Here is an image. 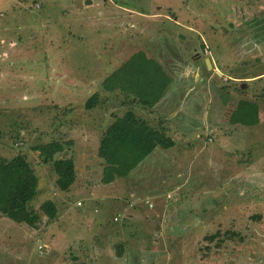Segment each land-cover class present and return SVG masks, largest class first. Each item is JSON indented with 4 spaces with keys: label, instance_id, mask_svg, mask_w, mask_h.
I'll return each instance as SVG.
<instances>
[{
    "label": "rangeland",
    "instance_id": "rangeland-1",
    "mask_svg": "<svg viewBox=\"0 0 264 264\" xmlns=\"http://www.w3.org/2000/svg\"><path fill=\"white\" fill-rule=\"evenodd\" d=\"M137 51L172 73L170 88L183 99L177 118L185 117L175 144L190 137L194 148L185 147L190 156L177 157V166L152 165L158 171L151 183H159L151 189L154 195L141 192V203L134 199L132 207L125 195L106 205L117 188L99 183L97 132L103 124L94 123L96 114L114 110L117 97L101 82ZM259 72L264 0H0V156H26L38 176L35 210L41 213L47 199L57 206L55 218L41 214L35 227L0 214V264H63L70 255L78 256L74 264H104L100 254L118 249L132 264H264ZM94 91L99 102L87 110ZM166 92L153 94L147 108L157 107ZM117 94L121 100L127 93ZM240 99L254 100L257 110L233 124L230 116ZM133 104L138 113L141 105ZM66 109L73 113L66 116ZM124 109L120 103L117 110ZM213 113L219 114L215 122ZM201 119L218 128L210 132L212 141L201 131L199 154L192 140ZM76 128L86 138L80 133L78 139ZM53 139L64 144L56 156L74 161L76 179L68 191L55 187L51 165L32 149ZM145 196L153 207L144 204ZM124 209L133 217L113 221Z\"/></svg>",
    "mask_w": 264,
    "mask_h": 264
},
{
    "label": "trees",
    "instance_id": "trees-1",
    "mask_svg": "<svg viewBox=\"0 0 264 264\" xmlns=\"http://www.w3.org/2000/svg\"><path fill=\"white\" fill-rule=\"evenodd\" d=\"M171 74L162 68L160 62L137 51L108 74L102 80L101 87L106 92H114L115 88H118L131 95L136 94L132 101L137 100L143 107H149L153 102V94L158 93L159 96L163 94L171 82ZM152 88L156 90L152 91ZM98 100L97 91L92 92L85 101V108L87 110L94 108ZM255 110L257 104L254 100L240 99L230 116V122L233 124H241L242 120L246 122ZM70 111L72 110L66 109V116ZM166 132L165 128L158 130L150 127L144 119L134 113L133 109H128L121 117L116 118L107 126L99 140L97 156L104 163L102 181L107 183L114 177L127 176L157 146L164 149L173 146L174 142L167 137ZM67 143L71 144L72 140H68ZM32 149L38 152L43 162L51 165L56 176L55 187L60 191H68L76 179V170L71 157L56 156L64 151V144L58 139H53L32 145ZM37 185L38 176L23 153H17L10 158L0 156L2 216L31 227L37 225L41 214L48 219L55 218L57 206L54 201L50 199L43 201L39 208L41 213L31 206V201L37 194ZM214 237L216 234L207 236L210 240ZM115 254L122 257L125 253L118 249ZM139 261L145 263L144 258H140ZM148 263L151 264V260L148 259Z\"/></svg>",
    "mask_w": 264,
    "mask_h": 264
},
{
    "label": "crops",
    "instance_id": "crops-1",
    "mask_svg": "<svg viewBox=\"0 0 264 264\" xmlns=\"http://www.w3.org/2000/svg\"><path fill=\"white\" fill-rule=\"evenodd\" d=\"M166 72L169 73V70ZM262 74H264V72H259L256 77H260V76H262ZM171 78H173V77H171ZM170 86H171V82L167 86V92L162 97V100L157 102V107L155 106L156 108L152 107V109L149 110V108L143 107L141 105L140 111L141 110H143V111L140 112L137 110L138 113L134 109L136 107V105L133 104V102L136 104H139L137 102V100L132 102L131 99L127 98V96L130 93L123 95V98L121 100H119L118 99L119 94H117V92H125V91H121L118 88H115L114 92H110V93H113L117 97V99L119 100L118 101L117 99H115L116 105L113 104L114 110L112 111L109 109H105L104 111H102V115L96 114L97 121L94 123V127L99 123L103 124V129H102V127L101 128L98 127L97 147L96 148H98L101 134L105 131L107 126L110 125L116 118L121 117L128 109H133L134 113L138 117L144 119L150 126H154L153 124H151L154 121L156 124L157 123H163L164 125H159L158 127L164 126V128L167 130V132H166L167 136H169L174 142L173 146H171L169 148H165V149L163 148L164 150L160 149V148H156L147 157H145L138 164V166L135 167L127 176H125V177H114V179H112L110 182H107V183H104L102 181V171H103V165H104L103 160L97 156L98 157L99 172H100L99 183L104 188H110V187L117 188L116 191L113 192L112 195H109L110 200H109V198H108V200H104L106 205H110L108 201H114L115 198H119L122 195H125V197H128L130 199L129 205H130V203H132L129 207H132L135 205L134 201L139 200V202H140V199H143L140 197L141 192H147L148 194H150V196L154 195L153 191H151V189L158 188V186H156V185L159 183H157V184L151 183V179H150L151 175L154 176V173L156 171H158V170H156L157 168L152 167V165H157V164L165 165V163H167L168 165L173 164L172 166H177V164H178V158L177 157L182 156V161H185V157L190 156L184 150L186 146H187V149L194 148V143L192 144L190 137L189 138L185 137L186 143L184 141L181 144H178V145L175 144V139L179 141L180 137H178V136L183 135L179 131L180 127L178 126V124H180V122L184 123L185 117L177 118V115L181 109V104L183 102V99L180 98L179 96H176L174 89L170 88ZM120 103H122V106L125 107V109L123 111L119 112L117 109H119ZM88 110H91V109H88ZM199 112H201V111H199ZM72 113H73V111H70V113H68V115L72 114ZM83 113H84V115L87 114V116L92 114V113H89V115H88V112H85V111ZM218 117H219V114L215 116L213 113L212 118H213L214 122H215V119H218ZM198 124H199L198 127L193 129V132L196 134H195V137L192 141L196 142L195 148L197 149V153L200 154L201 149H199V148L202 146L201 141L202 140L205 141L204 136L201 137V133L208 131L209 134L207 136L210 137V132L213 129H215V131H216L218 126L216 125L215 126L216 128L211 129L210 125H208V120H205V119L204 120L201 119V121L199 120ZM78 130H79V128H76L75 131L72 133L78 135V139H80L81 136H84V138H86L85 135L81 133L85 130L83 129V130H81V132L79 131V133H78ZM201 131H203V132H201ZM80 133H81V136H80ZM76 135L73 136L74 140L76 138ZM185 136H187V135H185ZM87 137H88V135H87ZM196 138H199V140H197ZM206 142H210V141L206 140ZM160 150H163L165 152H162ZM157 151H159V152H157ZM195 157H196V155L193 156V159L189 162L190 164L193 163V160ZM150 170H153V172L152 171L150 172ZM145 173H147V174L145 175ZM147 175H149V176H147ZM154 178L156 179V177H154ZM145 197L152 202V199L150 197H147V196H145ZM134 199H136V200H134ZM115 216H118L120 218V220H121V218L124 219V222H125V219H129V218L133 217V215L130 213H127L125 209H124V212L116 213ZM153 217H154L153 220H155L156 215L154 214ZM113 221H114V219H113ZM157 223L159 224L158 220L155 223V228L157 226ZM121 235H122V233H121ZM119 237H117V238H119ZM119 239L123 240L125 238H123L121 236ZM77 257L78 256H76V255H70L69 260L67 257H66L67 259L66 258L63 259V264H74L73 261L77 260ZM100 257H101V260L104 261V264H107L108 262H110V263L113 262L114 264H132L131 263L132 260L130 258H128V254H123V256L121 257L119 255H116L115 253H109V254L101 253ZM127 259H129V261H127ZM149 260H151V259H149ZM71 261H72V263H71ZM151 262H152V260H151Z\"/></svg>",
    "mask_w": 264,
    "mask_h": 264
},
{
    "label": "built area",
    "instance_id": "built-area-1",
    "mask_svg": "<svg viewBox=\"0 0 264 264\" xmlns=\"http://www.w3.org/2000/svg\"><path fill=\"white\" fill-rule=\"evenodd\" d=\"M207 140H211V138L208 137ZM16 145H18V143H17ZM167 197H168V198H171V195H170V194H167ZM76 204L79 205L80 202L78 201ZM131 204H132V203H130V205H131ZM144 204L147 205L149 208L153 207V203H152L149 199H147V198L144 199ZM113 219H114V221H117V220H119V217H118V216H115ZM38 248H39V249H42V246H38Z\"/></svg>",
    "mask_w": 264,
    "mask_h": 264
},
{
    "label": "water",
    "instance_id": "water-1",
    "mask_svg": "<svg viewBox=\"0 0 264 264\" xmlns=\"http://www.w3.org/2000/svg\"><path fill=\"white\" fill-rule=\"evenodd\" d=\"M87 2H89V0H87ZM205 61H206V63H207L208 66H211L210 59L209 58H206Z\"/></svg>",
    "mask_w": 264,
    "mask_h": 264
}]
</instances>
